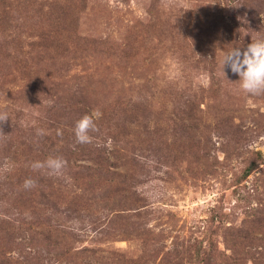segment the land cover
Masks as SVG:
<instances>
[{
  "label": "rangeland",
  "instance_id": "374dc122",
  "mask_svg": "<svg viewBox=\"0 0 264 264\" xmlns=\"http://www.w3.org/2000/svg\"><path fill=\"white\" fill-rule=\"evenodd\" d=\"M10 1L0 264H264V93L220 68L264 39V0ZM82 104L98 152L51 155L39 118Z\"/></svg>",
  "mask_w": 264,
  "mask_h": 264
},
{
  "label": "trees",
  "instance_id": "16d2710c",
  "mask_svg": "<svg viewBox=\"0 0 264 264\" xmlns=\"http://www.w3.org/2000/svg\"><path fill=\"white\" fill-rule=\"evenodd\" d=\"M11 5H13V2L10 0H0V21L2 25H8L9 21L12 20L11 17ZM65 13V12H63ZM62 19V15L60 17H55V21L57 23H60V20ZM24 113H18L15 115V120H20L21 116ZM88 115L91 116L95 123V130L90 131L92 133H89L90 139H98L102 133L101 127H99L100 123L103 122V119L92 116L91 108L88 107L87 104H82L80 108H76V110L71 109L70 111H65L63 108H53L48 112L47 116L40 117L38 120L39 129L41 132L37 135V137L41 140H39V143H43V141L49 142V150L51 151V155H55V157H62L65 156V158L69 159L70 155H72L74 152L79 150L81 153H84L86 155H92L96 154L98 150L94 148V145L92 142L88 141L86 148L82 149L80 148L83 146V143L81 146L74 148L68 144L69 138H75V125L78 120H80L83 116ZM6 128V121H0V156L1 154L4 156L8 151H10L13 147L12 140H13V134L12 136L9 135L10 130L5 131ZM66 128L68 131H66ZM51 131V134L54 135L57 142L63 141L66 143V145H61L59 143H56L53 140V137L49 134ZM26 135L24 136L25 139ZM43 139V141H42ZM63 139V140H62ZM78 143H81L78 141ZM74 144V143H73ZM48 150V148H46ZM6 157V156H5ZM105 158L102 159L101 156H98V162L104 163ZM69 161V160H68ZM99 163V164H101ZM1 167L0 169H2ZM6 178L3 179V182L0 183V192H3V189L6 188L7 192H21L22 190H17L12 186L11 182H7ZM6 186V187H5ZM45 197V196H44ZM47 198V197H45Z\"/></svg>",
  "mask_w": 264,
  "mask_h": 264
},
{
  "label": "clouds",
  "instance_id": "9594fccd",
  "mask_svg": "<svg viewBox=\"0 0 264 264\" xmlns=\"http://www.w3.org/2000/svg\"><path fill=\"white\" fill-rule=\"evenodd\" d=\"M221 71L226 69L239 76L240 88L251 95L264 93V39L252 41L246 48L233 47L224 52L220 61ZM3 119H7L4 115ZM95 130V123L91 116L85 115L76 122L75 136L81 143L90 140V131ZM47 166L52 170H59L61 161L59 158H49L46 162H35L32 167L40 169ZM34 183L31 179L25 181V186Z\"/></svg>",
  "mask_w": 264,
  "mask_h": 264
}]
</instances>
